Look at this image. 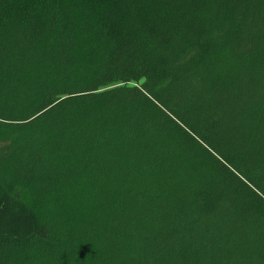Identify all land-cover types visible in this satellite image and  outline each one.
Instances as JSON below:
<instances>
[{
  "label": "trees",
  "instance_id": "1",
  "mask_svg": "<svg viewBox=\"0 0 264 264\" xmlns=\"http://www.w3.org/2000/svg\"><path fill=\"white\" fill-rule=\"evenodd\" d=\"M0 264H264V0H0Z\"/></svg>",
  "mask_w": 264,
  "mask_h": 264
}]
</instances>
